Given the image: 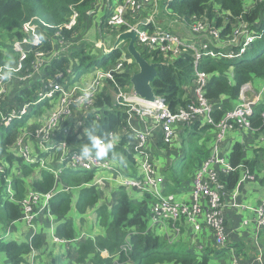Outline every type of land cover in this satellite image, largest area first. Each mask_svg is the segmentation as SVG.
Returning <instances> with one entry per match:
<instances>
[{
	"label": "trees",
	"instance_id": "trees-1",
	"mask_svg": "<svg viewBox=\"0 0 264 264\" xmlns=\"http://www.w3.org/2000/svg\"><path fill=\"white\" fill-rule=\"evenodd\" d=\"M95 0H0V28L5 29L6 37L11 41L10 44L5 43V46L11 51V42L22 36L20 31L23 22L36 16L38 20L37 31L43 37L42 50H50L52 48V41L48 39L57 31V38L59 41L68 42L72 38L73 33H78L79 26H81L83 15L87 13L92 7ZM166 4L167 9L171 14L180 21L189 23L190 26L196 22L206 19L209 24L217 30L219 41H228L230 44H224L218 47L214 46L210 40H205L208 49L219 51V53H227L231 50L238 52L240 45L243 43L245 36L256 35V38L248 45L246 51L236 57H217L202 56L197 64V68L207 74V82L203 88V95L213 106V117L215 121H219L223 115L234 108L240 99L242 86L250 82H259L264 80V1L250 0V3L245 0H161ZM252 3V4H251ZM74 8L79 16L76 24L67 29L62 25L69 21L70 15ZM171 16V15H170ZM169 16V17H170ZM172 16V17H173ZM174 17V18H175ZM44 21L47 25L40 22ZM175 20H177L175 18ZM211 25V26H212ZM245 28L241 34L243 40L239 45L231 43V38L234 30L237 27ZM61 27V28H60ZM122 30L125 28H121ZM193 41L195 47L198 48V41ZM126 48V46H125ZM139 51L146 60L150 62H159L162 65L157 68V75L151 82L153 90L157 96H162L164 102L168 104L172 111H176L180 107L186 106L190 99L186 96V86L194 87V51L192 49H185L177 56H168L159 50L143 49L137 46ZM198 50L204 52V48L200 47ZM254 51L252 56H248V52ZM79 49H75L70 53L71 57L78 56ZM128 57L132 59L131 65L135 62L129 53ZM88 56V55H87ZM122 56L120 47L116 48L111 53H103L99 58H93L90 64H95L100 67L106 66L111 59L110 64ZM83 56L80 61L82 62ZM2 53L0 52V63L4 62ZM69 55L60 53L54 57L49 64H46L41 72V77L46 81H52L57 72L67 73V66H69ZM31 60L28 56L25 63ZM126 65L123 71L114 73V79L118 86L122 89H130V77L135 71L129 69ZM77 77L81 73L75 67ZM40 84L33 83L31 87H23L16 95L19 103L33 102L36 100L37 92L43 90ZM188 87V88H189ZM42 88V89H41ZM117 86L105 81L104 86L100 89L95 99V106L101 107L99 113L101 115L98 123L95 124L96 118L90 115L86 122L87 129L98 125V132L109 133L114 132L119 128L125 126L126 113L125 108L114 103V96ZM264 92V89L262 90ZM262 99L253 105V113L248 116L250 129L263 130L264 129V93ZM225 98V99H224ZM253 99V98H252ZM246 96V100H252ZM258 99V98H257ZM2 103V102H1ZM20 104V105H21ZM4 103L1 104V109L6 112ZM237 106V105H236ZM48 108V109H46ZM32 113L35 115L44 116L46 111L50 109L48 99L40 102L38 105L32 106ZM31 110V106H30ZM181 127L182 125H177ZM176 126V127H177ZM210 126L205 124L204 127ZM175 127V128H176ZM259 132V131H256ZM21 134L20 123L13 120L8 127L0 125V166L4 168V172L0 173V221L10 222L14 220H23L22 201L26 197L28 190H34L40 194L49 193L52 190H57L63 187L77 188V199L74 206L70 205L71 193L65 190L55 192L49 202V207L52 213L61 216V224L57 227V233L65 240H70L75 237V230L73 229V219L70 218L69 211L72 208L76 212L84 216L90 209H95L98 212L101 208L98 207L97 189L95 186H83V183L89 182L93 179L94 173L89 171H76L65 165V162L57 161L55 169L61 168L59 172L60 179L64 186L59 185V180L56 181L54 170L50 167H41L39 164H29L17 154L15 150V142L18 135ZM67 136V137H66ZM59 137L65 138L68 142H72L73 135H66L59 133ZM86 136H81L72 143V150L80 148ZM126 138L119 137L117 146H115V153H123L125 149L122 145ZM157 149L162 151H171L170 146L165 145L161 140L159 141ZM160 151L154 150V154ZM243 147L242 144L233 142L232 151L229 154L228 160L233 166L245 164L250 167L248 160L242 159ZM201 166V164H199ZM198 166L193 171L200 168ZM19 172L15 178H11L14 172ZM11 174V177H10ZM12 180V193L10 197L6 192L2 198L1 192L6 191V177ZM240 177L239 169H236L228 174H220L219 180L225 184L226 189L231 191ZM57 182L58 184H56ZM169 194V193H167ZM153 199L151 195L146 194L140 202H134L129 194L122 188H119L115 203L107 213L110 217L103 221L108 224V237L113 239V242L105 245L106 237L96 236V242L84 239L80 243L77 250L78 264H83L84 259L93 254L92 261L94 264H113V259H104L100 256V250L108 248L111 252L118 251L117 263L125 264H210V253L214 252L222 255L227 248H208L200 249L191 241H184L181 238L177 241L175 237L172 242L163 234L167 230H171L173 234H181L182 227L179 232L174 230V225L170 221L166 223H156L151 225L149 222V207ZM39 206L34 208L38 211ZM63 220V221H62ZM177 225V224H176ZM213 241V239H212ZM128 243L129 249L124 253L121 244ZM33 247L37 246V239L33 240ZM32 247V248H33ZM30 246L27 242H18L14 239H3L0 236V250L7 256L10 264H21L23 257L30 251Z\"/></svg>",
	"mask_w": 264,
	"mask_h": 264
},
{
	"label": "built area",
	"instance_id": "built-area-1",
	"mask_svg": "<svg viewBox=\"0 0 264 264\" xmlns=\"http://www.w3.org/2000/svg\"><path fill=\"white\" fill-rule=\"evenodd\" d=\"M150 0H117L112 7L111 13L108 16V27L117 28L125 26L127 28H135L136 25L129 20L135 18L138 12L144 8ZM78 13L73 10L68 24L65 27L69 28L75 23ZM37 17H31L21 25L22 36L15 39L12 44L13 51L18 53L17 67L4 66L6 71L13 73L15 70L26 72V77L30 78L35 72L40 73L46 63L47 50H42L43 41L37 43L36 40L41 35L37 31L38 24L35 22ZM43 24H45L43 22ZM197 28L206 30L209 34L214 33L218 38L217 30L208 22H196L192 25ZM245 28L243 26L237 27L235 31L243 33ZM136 39L144 48L150 50H159L166 55L172 57L179 55L185 49H192L194 51V98L184 107L172 111L168 104L164 102L162 96L155 95L153 102H144L138 97L132 89L125 90L118 86L114 79V73L119 72L123 67V62L119 61L112 67L102 70L97 69L89 86L79 87L77 85L71 88L65 87L67 80L62 72H57L52 81H48L43 85V90L38 92V96L34 104L41 102L48 98L56 103V108L45 116L39 126L35 128L34 134L39 140V145L42 151H51L59 148L68 147L65 141H60L58 144L50 140L54 130L60 126L64 119L73 113L76 106L82 105L86 110L94 113L95 118H98L99 107L95 106L94 102L96 94L100 91L98 89L104 79L110 81L117 86L115 92L114 103L125 108L126 119L125 126L121 129L125 131V135L130 133L131 144L133 146V153L127 150L135 159V171L125 170L117 166L112 156L104 160H83L80 156V151L68 152L62 157L60 161L65 162V165L76 171H94L105 170L108 172L106 176L96 177L91 182L83 183L85 186H95L96 188H103V186L110 182L118 187L131 188L138 193H148L155 198L149 207V222L151 225L156 223H166L170 221L174 225L176 232L180 231L181 226H187V229L200 231L201 228L207 227L213 236L214 244L218 247H224L228 237V228L226 224L225 213L227 208H240L250 210L253 214V221L255 223V236L264 227V198L253 207L246 205L240 198L242 186L245 181H252L255 175L250 172L247 166L240 164L233 166L227 158L222 157L218 152L220 141L223 139L227 129L232 127L237 129H250L248 116L253 113V104L251 100H246L244 103L235 106L233 109L227 111L219 121H215L213 117V106L203 95V88L207 82V74L197 68V64L202 56H212L211 50L201 52L195 47L192 42H187L179 35L159 28H142L136 29ZM256 38V35H247L240 45L238 52L233 50L227 53H219V55L227 58H233L243 54L246 48ZM232 40V38H231ZM28 56L31 60L27 63ZM5 72V71H4ZM3 73V72H2ZM0 73V74H2ZM64 80V81H61ZM246 86V88H245ZM248 85L241 88L240 98L244 97L242 91L248 90ZM6 92V80L0 79V115L1 122L4 125H9L13 120H20L30 109V102L23 104L21 107L11 108L3 112L1 109V101ZM144 113L146 116L153 119L155 126L161 128V141L164 144H171L174 140L177 125H191L196 121H201V124H209L216 128V142L210 156L201 164L200 168L195 172L192 180V187L189 194V199L179 200L177 195L173 193L164 194V175L160 171V167L154 165L150 155L149 147L147 146L149 138L152 136V128L144 126L143 128H135L132 126L134 115ZM264 115V113H263ZM98 123V122H97ZM75 130L80 135H85L84 122L77 121L73 123ZM25 132L19 134L15 142V150L26 163H39L42 167L45 164L40 162L38 155L33 153L31 147L26 141ZM118 137L120 135L114 131ZM117 145V144H116ZM127 153V154H128ZM129 155V154H128ZM127 156V155H124ZM61 168L56 169L54 174H59ZM236 169L241 170V174L235 187L229 191L226 189L224 183L219 180L220 174H228ZM3 169L0 167V172ZM61 189L71 190L73 188L63 187ZM60 189L52 190L46 194L39 192H32L30 196H26L22 201L24 210L23 219L31 224L35 217L34 207L41 205V209L46 208L47 214L50 216L48 204L55 192ZM40 209V206H39ZM247 220H242L241 224L246 225ZM177 224V225H176ZM184 228V227H182ZM85 233L82 231L78 239L83 238ZM232 264H238L232 262ZM251 264V263H248Z\"/></svg>",
	"mask_w": 264,
	"mask_h": 264
},
{
	"label": "crops",
	"instance_id": "crops-1",
	"mask_svg": "<svg viewBox=\"0 0 264 264\" xmlns=\"http://www.w3.org/2000/svg\"><path fill=\"white\" fill-rule=\"evenodd\" d=\"M117 0H95L94 3L92 4V7L90 8L89 11H87L88 14L86 15L85 20L82 22L81 26H79V31H78V40L81 39L84 35L85 32H88L90 27H92L93 21L89 20L90 14L94 10L96 11H103L101 21H100V26H99V34L102 35L103 30L108 32L106 34V43L109 44V41L111 40L112 35L115 32L110 31V29L107 27L108 26V15L110 13L111 8L114 5V2ZM156 5V2L154 3V6ZM166 7V4H164ZM149 7L146 6L144 9H148ZM167 8V7H166ZM154 7H152L150 10H148L146 13H143L142 11L138 12L137 18L140 23L145 24L148 27L156 28L154 22H153V16L151 12H153ZM85 26V29L82 30V27ZM147 27V28H148ZM187 37H182L187 42H192L188 35ZM206 40H210L209 36L207 33L204 34ZM90 37V36H89ZM49 41H52V48L50 50L47 49V55H46V63L49 64V62L56 56H58L60 53L64 52H69L68 48L63 46L56 38L51 37ZM80 43V42H79ZM205 43V42H204ZM207 43H205L206 45ZM80 45V44H79ZM83 45H80L79 51L82 50ZM109 47L106 46V44L100 42L98 49H101L102 51L104 49H109ZM109 51H106L108 53ZM71 53V52H70ZM90 55V54H88ZM125 55L124 53L122 54L121 58ZM16 56V55H15ZM101 57V56H100ZM69 66H67L68 70H71L73 67V58L69 55ZM15 62L12 63L11 65H6V66H15L14 68L17 67L18 60L17 57L14 58ZM91 61V60H90ZM112 64L108 63L104 68H109L111 67ZM129 65V69L133 72L138 68H134L133 65ZM126 65L122 67L120 71H123ZM100 67H96L90 74H86L87 76H79L78 80L74 83V85H78L79 87H87V85H84L83 82H81L82 79H85L87 84L91 83L92 78L94 76L95 70H97ZM137 71V70H136ZM81 72V71H80ZM85 74V73H84ZM26 72L21 71V70H15L13 71L10 81L11 84L16 85L17 83L20 84V88L17 92L15 88L11 89V92L6 94L2 100V103H4V108L5 109H10V108H17L20 106L21 103L16 98V95L21 91V89L25 86L31 87V84L33 83H39L40 87H43V85L48 82L44 80L41 75L37 72H35L30 78H27ZM84 81V80H83ZM263 81L259 82H250V89H248V93L246 96L249 99H252L251 103L254 105L262 99L261 93L262 90L264 89V86H262ZM88 85V86H89ZM251 85H253V89H251ZM104 86V81L100 83L98 89L102 88ZM39 87V88H40ZM189 86H186V96L190 99V101L194 98V87L188 88ZM42 89V88H41ZM39 92V91H38ZM37 92V93H38ZM258 98V99H257ZM225 99V98H224ZM1 103V104H2ZM90 111L86 110L82 105H78L74 108L73 113L66 117L64 119V122L59 126V132L52 138L53 142L58 144V139H59V133H61V130H65L66 128H69V124L71 121L74 120H79L81 122H84V124L88 121V116H89ZM41 120H43V116H38L36 115L34 118H32L33 126L37 125ZM201 121H196L195 123L191 125H182L181 129L179 126L175 128V138L180 139L179 136H184L185 133L188 131H191L193 134L189 140L184 141L182 144L175 143L174 145V150L171 151H162L163 149H157L156 147H159V141L161 140V128L160 126H155L153 124V119L146 116L143 112L140 115H134L133 120H132V126L135 128H143L144 126L151 127L152 128V136L149 138L148 144L151 146V151L152 153L154 150L160 151L159 154H162L164 157L165 155L167 158H170L173 156V160L178 159L179 163H192V165L189 166V169L195 170L199 164H202L211 154L213 148H214V143L216 142V128L213 126H206L204 127V124L200 123ZM68 123V125H67ZM236 130L227 132L226 136L220 141L219 147H218V152L219 154L227 158L229 157L230 152L232 151V145L234 140L238 137L239 133H243L244 137V142L247 146L246 150V159L249 161L250 164V171L255 175V180L252 181H246L243 184V190L240 194V198L242 201L248 205V206H255L258 204L261 199L264 198V150L259 151V145L260 143L257 142V136L254 135L255 133H259L263 130H247V129H237ZM252 130V131H251ZM259 131V132H256ZM116 132L120 135L126 138L125 143L122 145V148L125 149L126 152L128 146L131 145V140L129 141L130 133L128 135L124 134L125 131H122L121 128L116 130ZM255 132V133H254ZM71 135V134H70ZM72 136V135H71ZM129 136V137H128ZM76 141V137L73 136ZM26 141L28 142L29 146L31 147L33 153H36L38 155V159H40V162L45 164L46 167L51 168V163L54 158V155L51 160L46 161V158L42 156V149L40 148L39 145V140L35 134H31L27 132L25 135ZM184 138V137H182ZM248 139H251L250 142H248ZM150 141H153L152 144H150ZM72 142V141H71ZM177 142V140H176ZM74 146L68 147V148H63V149H53L51 151V154H54L55 152H59V156H61L62 152V157H64L70 150H72ZM155 148V149H154ZM264 149V146L262 147ZM150 150V148H149ZM187 151V152H186ZM118 155V152L116 153ZM165 154V155H164ZM112 155V154H111ZM124 158L123 164L119 163L118 161H114L115 164L119 167H122L123 169H133L134 164H133V159H132V164L131 160L128 159L126 156L122 155ZM61 157V158H62ZM132 158V155L129 156ZM59 158V159H61ZM125 158L127 160H125ZM167 158L165 157V163H167ZM129 161V162H127ZM167 168H170L172 164H168ZM161 173L164 175V192L165 193H174L176 195L175 191L177 187H179L180 184V177H175L173 180H167L168 177L164 173V169L159 168ZM192 174L193 171L189 172L187 177L188 181L184 182V185L187 183L188 188L190 187V182L192 179ZM189 176V177H188ZM10 179V177H7ZM119 188L116 187L115 184H111L110 182H107L103 188H101V196H98V207L101 208V210H107L108 211L111 209V206L113 203H115V199L117 196ZM127 194H129L134 202H137L138 200V192L134 191L133 189L130 188H124ZM12 192V191H11ZM185 191L181 193V197H185L186 194H184ZM7 193V190H6ZM108 195V197H107ZM178 196V195H177ZM71 200H70V205L72 203V206H74V203L77 199V191L76 192H71ZM106 198L103 200V198ZM110 198V200H109ZM187 198V197H186ZM142 197L139 196V200H141ZM138 200V201H139ZM38 209V213L36 217L32 220L31 224H27L24 220H14L10 222H4L3 224L0 225V228L4 231H8L7 237L10 239H14L18 242H27L28 245L30 246V251L24 256V259L22 260L21 264H75V260L78 258L77 250L79 249L80 243L84 239H78L80 236L82 229L81 226L82 219L84 216H81L77 214L76 209L72 208L73 212L70 213V218L73 219V229L75 230V237L72 238L71 240H64L58 233H57V227L61 224V216H57L56 214L52 213L50 216L46 212V208ZM95 214H97V210H95ZM86 215H88L86 213ZM225 218H226V224L228 228V237L226 244L224 247H218L220 249L222 248H227L228 249L225 252L230 253H235L237 256L240 258L241 262H246L248 260H244V258H248L249 251L252 249H255L253 246L254 240H256V236L254 233L255 230V223L252 220L253 219V214L247 210V209H240V208H227L226 213H225ZM247 220L248 223L246 225H242L241 221L242 220ZM63 221V220H62ZM22 222V225H15V223ZM90 227V226H89ZM91 230V229H90ZM91 234H95L94 236H101L100 230L98 232H94ZM259 236L257 237L260 239V237L264 236V228H262L259 231ZM165 237H175V240L179 241L181 238L184 241H191L192 243L196 244L198 248L203 249L204 247L208 248H214L216 244H214V241H212V232L207 228V227H202L200 231H194L193 229H187V228H182L181 234L175 235L172 233L171 230H167L166 234H163ZM254 237L253 243L250 244L248 243L249 238ZM34 238L37 239V246L33 247V240ZM33 247V248H32ZM216 249V247L214 248ZM224 252V253H225ZM224 253L220 256L217 253H210V264H226L224 260L222 259V256ZM2 254H4L0 250V256L4 257ZM7 257V256H6ZM102 257V253H101ZM5 258V257H4ZM85 260H90L89 258H85ZM4 264H10L8 258H5ZM90 264V262L87 261L86 264ZM85 264V263H84Z\"/></svg>",
	"mask_w": 264,
	"mask_h": 264
},
{
	"label": "rangeland",
	"instance_id": "rangeland-1",
	"mask_svg": "<svg viewBox=\"0 0 264 264\" xmlns=\"http://www.w3.org/2000/svg\"><path fill=\"white\" fill-rule=\"evenodd\" d=\"M258 1L261 2L264 0H258ZM116 2H114V5L116 4ZM155 2H156V5L154 6ZM245 2H246V4L250 3V0H245ZM146 6H148L149 8L144 9V10L141 9V11L143 13H146L148 10H150L152 7H154L153 12H151V14L153 16V22L157 28H159L161 30L171 31V32L179 35L180 37H187L186 35H188L189 37H191L192 40L198 41V49L200 47H208L204 43L206 40V38L204 36L205 31L202 28L195 29V27L190 26L189 23L185 24L184 22L180 21V19H178L177 17H175L171 14V12L165 7L164 3L161 0H150V2ZM85 14H88V13H85ZM102 14H103V11L94 10L92 12V14H90V17H89V20L93 21L92 27H90L89 31L85 32L83 37L79 40H78V33L77 32L73 33L72 38L68 42L67 48H68L69 52H64L67 55H70V52H72L75 49H79L80 45H83L81 48L82 50H80L78 52V56L73 58L74 62H73V67L71 69H73L74 71H71L72 76L76 72L75 67L77 68V70L81 71L79 76H82V77L87 76L88 74H90L95 69V67H96L95 64L89 65L90 60L93 59L94 57L99 58L102 55V52L107 50V49H104L102 51L101 49H98L100 42L106 44V46H108V47H109V45L110 46L113 45V42L115 40V38L113 36L111 37L109 44L106 43V36L105 35L108 34V32L103 30L102 35L99 34V26H100ZM174 17L177 20H175ZM83 18H86V15H83ZM202 20L204 22L207 21L206 19H202ZM210 25H212V24L210 23ZM84 29H85V26L82 27V30H84ZM116 32H118V33L120 32L118 28H116ZM210 34L212 36V37L210 36L211 37V43L214 46H218L221 48V46H223L224 44H227V43L230 44L228 41H225L224 43L219 41V38L216 35H214V33H210ZM241 34L242 33L240 31L234 30L231 43L239 45L243 40V36H241ZM10 41L11 40L8 37H6L5 29L0 28V52L2 53L3 58H5L4 62L0 63V73L6 71V67H4V66L11 65L12 63H14L15 62L14 58L17 57V55H19L18 53L16 54V52L13 51V48H12V44L15 41V38L11 42V48H12L11 51L8 49V47L5 46V43L10 44ZM120 47H121L123 53L125 54V56H127L128 52H127L126 48H124L123 45H120ZM138 50H139V48H138ZM211 53H212V56L214 58L221 56V55H219V51H216V50L215 51L211 50ZM88 54H90V55H88ZM253 54H254V51H250V52H248L247 55L252 56ZM83 56H86V57H84L83 61L81 62L80 59ZM3 58H2V60H3ZM107 61L110 63L111 59L108 58ZM133 67L137 68V65L133 64ZM81 82H83L84 85H87V86L89 85V83L87 84L85 79H82ZM251 86H252L251 89H253L254 88L253 85H251ZM262 86H264V82H263ZM12 88H15L18 92V90L20 88V84H18V83L16 85L11 84V81L9 79H7L6 80V94L10 93ZM245 88H246V86H245ZM245 88L242 91V94L244 95V97H241L239 100H237L238 103L236 105L242 104V103H244V101H246V94L248 93V90L245 91ZM247 88L250 89V85L247 86ZM263 93L264 92H262L261 95ZM46 109H48V108H46ZM180 128L183 129L182 127H180ZM234 130H236V129H234L233 126L228 128L226 133L224 134V136H226L227 132L234 131ZM247 130H250V129H247ZM192 134L193 133L191 131H188L187 133H185L184 136H179L180 139L174 138V140L171 142V144H165V145L170 146L171 150H174L175 143H176V145H177V143L182 144L184 141L189 140L191 138ZM254 135L257 136V142L260 143L259 151H263L264 149L262 147L264 146V130L259 132V133H255ZM182 137H184V138H182ZM176 140H177V142H176ZM237 141L239 143H241L242 147H243L242 159L247 160L246 159L247 146L244 142L243 133H241V132L239 133L238 137L234 140V142H237ZM250 141H251V139H248V142H250ZM152 142L153 141H150V144H152ZM147 146L151 149V146H149V144H147ZM162 154H159L157 152H156V154H154V161H153L154 165H157L158 167H161L162 169H164L163 171H164L165 175L168 177L167 180H173V179H175V177H177V178L180 177L179 178L180 179L179 187H177L176 190L173 192H175L176 195H178L177 197L179 200L189 199V194L191 191L193 179H191L189 188H188L187 183L185 184V186H183V185H184V182L188 181V178H186V177H187L188 173L192 170V169H189V166L192 165V163H179L178 159H175L172 162V160L174 159L173 156L170 158H167V156L164 154L165 157L167 158V163L164 165L165 157ZM53 155H54V158H53L52 163H51V168L55 171L56 170L55 166H57V161L60 158L59 152H55L54 154H51V151H42V156L46 158V161L51 160ZM125 160H127V159L125 158ZM127 162H129V161H127ZM168 164H172V166L170 168H167ZM17 174H19V172L16 171L13 173L12 177L10 174V177L13 179V178H15V176ZM54 175H55L56 180H59V185L64 186V184L62 183V181L60 179V176L58 174H54ZM106 175H108V172L105 170H99L96 172V177L106 176ZM55 183L58 184L57 182H55ZM10 185L12 186V181L10 182ZM242 190H243V187H242ZM183 191H185L184 192V194H186L185 197L184 196L181 197V193ZM5 192H6L5 190H3L1 192L2 198L4 197ZM32 192H34V190H28L26 195L29 197ZM164 194H165V192H164ZM97 195L101 196V191ZM138 195L142 197L141 193H138ZM139 196H138V200H139ZM107 197H108V195H107ZM102 198H103V200L106 199L104 197H102ZM154 199L155 198L150 199V201H153ZM109 200H110V198H109ZM138 200H137V202H140V200L139 201ZM98 202H99V200L97 201V203ZM250 207H253V206H250ZM0 211H1V209H0ZM72 212H73V210L70 211V213H72ZM108 212H109L108 209L107 210L105 209V210H101L100 212L97 211V214H95V209L88 210V215H86V214L84 215V217L82 219V223H81V226L83 227L81 229L86 232V234L84 235L83 238H85L86 240H90L89 237L94 238V241H92V242L95 243L96 242V239H95L96 236H94L95 234L93 235L91 233H94L95 231L98 232V230H100L99 235H103V237L107 236L106 241H105L106 246H107V243L113 242V239L111 237H108V235H109L108 234V227H107L108 224H107V222L103 221V218H105V220L108 218V221L110 220V217L107 214ZM1 224H3V221H0V225ZM22 224H23L22 222L15 223V225H22ZM181 227L187 228V226H183V225ZM6 232H8V231H4L0 228V236L3 239L8 238L5 235ZM258 236H259V234L256 235V240H254V237L249 238L248 243H250V244H252L253 240H254L253 246L255 249H252L251 251H249V253H248L249 257L248 258H244V260H248V261L241 262L240 258L237 256V254H235L233 252L230 254L228 252H225L224 255L222 256L221 260H224V262L226 264H232V262H237L238 264H248V263L264 264V236L260 237V239L257 238ZM171 237L172 236L168 237L169 242H172ZM120 247L122 248L124 253H127L128 249H129L127 242L124 244H121ZM216 247H218V246H216ZM102 250H103L102 251V258L113 259L112 260L113 264L117 263L116 258H117V255L119 253L118 251L111 252L108 248H103ZM2 255L5 258H7L4 254H2ZM4 257L0 256V264H4V261H3V260H5ZM86 258L90 259V260H87L88 262H90V264H94V262L92 261L93 254H89ZM23 259H24V257H23ZM87 261L85 260L84 263L86 264ZM75 264H78V262L76 260H75ZM125 264H131V263L126 262Z\"/></svg>",
	"mask_w": 264,
	"mask_h": 264
},
{
	"label": "clouds",
	"instance_id": "clouds-1",
	"mask_svg": "<svg viewBox=\"0 0 264 264\" xmlns=\"http://www.w3.org/2000/svg\"><path fill=\"white\" fill-rule=\"evenodd\" d=\"M167 7V6H166ZM143 9V8H142ZM73 10L74 11H76L74 8H72V13H73ZM111 10H112V8H111ZM111 10H110V13H111ZM141 11V10H140ZM77 12V11H76ZM72 13H71V15H72ZM78 13V12H77ZM109 13V14H110ZM71 15H70V17H71ZM78 16H79V14L77 15V18H76V21H75V23H73L69 28H71L74 24H76V22H77V19H78ZM109 16V15H108ZM33 17H36V16H33ZM36 20H38V18L36 19ZM69 21H70V18H69ZM69 21L68 22H66V23H64L63 25H62V27H64V28H67V27H65V24H68L69 23ZM131 23H133V24H135V25H137L138 23H140V22H137L138 21V18H137V16L135 17V18H132V19H130L129 20ZM36 22V21H35ZM40 22L41 23H43L44 21H42V20H40ZM37 24H38V22H36ZM45 23V22H44ZM44 25H47L46 23L44 24ZM108 27V26H107ZM125 28V29H121V28ZM140 27H142V28H147L148 26H146L145 24H140ZM61 28V27H60ZM69 28H67V29H69ZM109 29H110V31H112V32H115L112 36L115 38L120 32H123V31H126V30H128V29H130V28H127V27H125V26H120V27H117L118 29H119V33L118 32H116V28H110V27H108ZM147 29H152V27H148ZM205 31V33H207L209 36H211V34H209L206 30H204ZM57 36H58V32L56 31L54 34H53V36L52 37H54V38H56L58 41H59V39L57 38ZM137 37V36H136ZM212 37V36H211ZM51 38V37H50ZM49 38V39H50ZM182 38V37H181ZM48 39V40H49ZM43 40V37L42 36H40V37H38L37 38V40H36V42L37 43H40L41 41ZM63 46H65V47H68V45L65 43V42H63V40L62 41H59ZM140 46V47H142L143 49H147V48H144L141 44H139L138 42H137V39H136V47L137 46ZM124 46V48H125V45H123ZM111 48H112V45L110 46V48L109 49H107L106 51H109L108 53H111L112 51H110L111 50ZM121 48V47H120ZM138 49V48H137ZM205 49L206 50H209L208 49V47H205ZM204 49V50H205ZM122 50V49H121ZM106 51H103L102 52V54L103 53H105ZM122 54H123V51H122ZM119 61H122L123 62V66L124 65H127V64H130L131 62H132V59L131 58H129L128 57V54H127V56H125V55H123V57L121 58H118L116 61H114L113 63H112V65H111V67L114 65V64H116L117 62H119ZM46 65V64H45ZM44 65V66H45ZM96 67H100V66H97L96 65ZM95 67V68H96ZM110 68V67H109ZM98 69H102V70H106V69H108V68H104L103 66L102 67H100V68H98ZM71 71H74L73 69H71V70H68V68H67V73L66 74H64V76H65V78L64 79H66L67 80V84H63L65 87H67V88H71L72 86H74V83L78 80V78H79V75H78V78L77 79H74V78H76L77 77V72H75L74 73V75L72 76L71 75ZM120 72V71H119ZM115 73H117V72H115ZM11 75H12V73L10 72V71H5V72H3L2 74H0V79H4V80H7V79H10V77H11ZM61 81H64V80H61ZM105 81H110V79H104V83H105ZM111 82V81H110ZM78 86V85H77ZM126 89V88H125ZM130 89H132V87H131V85H130ZM129 90V89H128ZM133 90V89H132ZM100 92V91H99ZM98 92V93H99ZM97 93V94H98ZM5 94H6V92L4 93V95H3V98H4V96H5ZM97 94H96V96H97ZM37 96H38V93H37ZM115 97V96H114ZM3 98H2V100H3ZM37 98V97H36ZM46 99H48V98H45V99H43L42 101H44V100H46ZM41 101V102H42ZM2 102V101H1ZM48 102H49V104H50V109L48 110V111H46V113H45V115L43 116V118L45 117V116H47L48 114H49V112L50 111H52L53 109H55L56 108V103L54 102V101H52L51 102V100L50 99H48ZM190 102V101H189ZM25 103H29V102H24L23 104H25ZM40 102H38V103H36V104H34V101L33 102H30V106H31V110L29 109V111H28V114H26L22 119H20V120H16V121H18L19 123H20V130H21V134L23 133V132H25L24 133V135H26L27 134V132H29V133H31V134H34V130H35V128L37 127V126H39L40 124H41V122H42V120L37 124V125H35V126H33V122L31 121L32 120V118H34L36 115L35 114H33L32 113V106H35V105H38ZM23 104H21L20 106H18V107H21ZM11 109V108H10ZM9 109V110H10ZM99 109H101V107H99ZM8 110V109H7ZM98 114V118L96 119V121H95V124L100 120V117H101V115H100V113H99V110L98 111H96ZM94 113H89V116H88V120H89V117H90V115H93ZM78 120H74V121H71L70 122V124H69V128H66L65 130H61V133H63V134H66V135H73V136H75L76 138H78V137H81L82 135H80V133H78L76 130H75V128L73 127V123L74 122H77ZM64 122V121H63ZM62 122V123H63ZM61 123V124H62ZM11 124V123H10ZM9 124V125H10ZM60 124V125H61ZM0 125H3V126H5V127H8L9 125H4L2 122H1V115H0ZM67 125H68V123H67ZM205 125V124H204ZM98 125H96V126H92V127H89L88 129H87V124L85 123L84 124V128L86 129L85 131V136H86V140L83 142V144H82V146H81V148H80V156H81V158L83 159V160H90V159H95V160H104L105 158H107L108 156H109V154H110V156H112V160H113V162L114 161H118L119 163H121V164H123V162H124V158H123V156L122 155H127L126 157L128 158V159H130L131 160V164H132V159L133 158H130L129 156H130V153H128L127 151L126 152H123V153H120V154H122V155H118V154H116L115 153V151H114V149H115V146H117L116 144L118 143V141H119V137L115 134V133H100V132H98ZM59 132V127H57L55 130H54V132H53V134H52V136H51V138H50V140L51 141H53L52 140V138L57 134ZM84 136V135H83ZM67 137V136H66ZM129 137V136H128ZM129 139V141L131 140V138L129 137L128 138ZM60 141H65L66 143H67V146L68 147H71L72 146V143H71V140L68 142L64 137L63 138H61V137H59V139H58V143L60 142ZM131 143V142H130ZM68 147H66V148H68ZM127 150H130V151H132V153H133V146H132V144L130 145V146H128V148H127ZM52 151V150H51ZM73 151H78L77 149H75V150H70L69 151V153L70 152H73ZM150 155H151V158H152V160L154 161V159H153V157H152V151H151V149H150ZM129 155H128V154ZM112 154V155H111ZM34 163H37V162H34ZM34 163H31V164H34ZM115 163V162H114ZM37 164H39V163H37ZM133 164L134 165H136V162H135V159H134V161H133ZM40 165V164H39ZM243 165H245V164H243ZM41 166V165H40ZM245 166H247V165H245ZM0 167H2V166H0ZM42 167V166H41ZM248 167V166H247ZM44 168V167H43ZM161 168V167H160ZM2 169H3V171L2 172H0V173H3L4 172V168L2 167ZM162 169V168H161ZM249 169V168H248ZM127 170H131L132 172L133 171H135V167H133V169H127ZM250 170V169H249ZM239 171H240V174H241V170L239 169ZM89 172H93L94 173V177H93V179L92 180H90L89 182H91V181H93L95 178H96V173L94 172V171H89ZM251 172V171H250ZM252 173V172H251ZM193 178V177H192ZM6 190H7V194L11 197L12 195H13V193L11 192L12 191V186L10 185V182L12 181L11 180V178L10 179H8L7 177H6ZM57 181V180H56ZM246 182V181H245ZM244 184V183H243ZM83 186H85V185H83ZM91 186H93V185H91ZM118 187V186H117ZM243 187V186H242ZM70 188H73V189H71V190H67L68 192H76L77 191V188H75V187H70ZM118 188H122V189H124L123 187H118ZM61 191L62 190H64V189H61V188H59ZM97 189V194H99L100 193V191H101V188H96ZM131 189V188H130ZM66 191V190H65ZM135 191V190H134ZM35 192V191H34ZM242 192V191H241ZM163 193H164V189H163ZM146 194H148V193H144V194H142V198L146 195ZM165 194H167V193H165ZM174 194V193H173ZM27 196V195H26ZM130 196V195H129ZM131 197V196H130ZM72 198V197H71ZM132 198V197H131ZM142 200V199H141ZM140 200V201H141ZM71 205H72V203H71ZM35 208V207H34ZM48 209H49V211H50V213H51V210H50V207H49V204H48ZM22 212H23V215H24V210L22 209ZM35 213H36V215H37V211H34ZM78 214V213H77ZM86 214V213H85ZM84 214V215H85ZM87 214H88V211H87ZM36 215H35V217H36ZM34 217V218H35ZM33 218V219H34ZM32 219V220H33ZM24 220V219H23ZM25 221V220H24ZM26 222V221H25ZM27 223V222H26ZM28 224V223H27ZM85 234H86V232L84 231V230H82ZM5 235L7 236L8 235V232H6L5 233ZM81 239H85V238H81ZM89 239L91 240V241H94V238H91V237H89ZM96 239V238H95ZM65 240V239H64ZM71 240V239H70ZM128 247H129V245H128ZM102 251L103 250H100V256H101V253H102Z\"/></svg>",
	"mask_w": 264,
	"mask_h": 264
},
{
	"label": "water",
	"instance_id": "water-1",
	"mask_svg": "<svg viewBox=\"0 0 264 264\" xmlns=\"http://www.w3.org/2000/svg\"><path fill=\"white\" fill-rule=\"evenodd\" d=\"M138 23L135 28H130L126 31L120 32L113 42L110 51H114L120 45H125L127 52L133 58L137 65V71L131 74L130 83L135 94L144 102H153L155 100V92L151 82L157 75V68L161 63L150 62L142 57L140 51L136 47V29L140 27Z\"/></svg>",
	"mask_w": 264,
	"mask_h": 264
}]
</instances>
